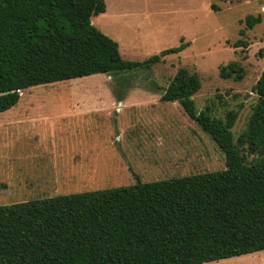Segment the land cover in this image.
<instances>
[{
	"label": "trees",
	"instance_id": "16d2710c",
	"mask_svg": "<svg viewBox=\"0 0 264 264\" xmlns=\"http://www.w3.org/2000/svg\"><path fill=\"white\" fill-rule=\"evenodd\" d=\"M106 11L105 0H0V113L29 88L150 68L191 45L182 39L144 61L125 60L92 24ZM244 23L240 36L264 14ZM245 74L239 62L220 69L224 79ZM201 87L198 73L181 68L160 100L179 103L211 137L225 170L0 206V264H208L264 251V71L237 139L239 110L199 112Z\"/></svg>",
	"mask_w": 264,
	"mask_h": 264
},
{
	"label": "rangeland",
	"instance_id": "374dc122",
	"mask_svg": "<svg viewBox=\"0 0 264 264\" xmlns=\"http://www.w3.org/2000/svg\"><path fill=\"white\" fill-rule=\"evenodd\" d=\"M105 3L107 11L92 24L118 42L125 60L144 61L182 39L191 45L150 68L25 91L0 114V128L10 118L23 123L9 136L0 133V206L226 169L225 154L180 104L160 99L179 69L198 73L197 110L218 118L239 110L237 139L258 101L252 88L264 71V23L245 36L239 31L247 16L264 14V0ZM240 39L249 48H235ZM232 62L246 71L241 81L220 76L221 67ZM51 115L56 121L49 126L44 118ZM208 264H264V251Z\"/></svg>",
	"mask_w": 264,
	"mask_h": 264
},
{
	"label": "crops",
	"instance_id": "0c3cea01",
	"mask_svg": "<svg viewBox=\"0 0 264 264\" xmlns=\"http://www.w3.org/2000/svg\"><path fill=\"white\" fill-rule=\"evenodd\" d=\"M64 82V81H63ZM58 83V82H57ZM54 84V83H53ZM36 87V86H35ZM33 88V87H32ZM30 89V88H29ZM28 90V89H27ZM27 90H25V91H27ZM24 91V92H25ZM23 92V93H24ZM23 93H22V95H23ZM22 97V96H21ZM21 99V98H20ZM123 102V101H122ZM73 105H74V101H73ZM1 114V113H0ZM77 114V113H76ZM185 115H186V113H184ZM187 116V115H186ZM189 118V117H188ZM45 120H44V122H45V124H48L49 126L51 125V123H54L55 121H56V119H55V117L53 116V115H51V116H49V117H46V118H44ZM188 120H191L190 118L188 119ZM30 121V120H29ZM28 121V122H29ZM27 122V123H28ZM30 123H32V121H30L29 122V124ZM35 123H38V121L37 120H35ZM19 124H23V123H20V121L19 120H14V119H12V118H10V120H9V123L8 124H6V125H4L3 126V128H0V133H2V134H4L5 133V135L6 136H9V132H11L12 130H15V128H16V126L17 125H19ZM149 140H152V137H149L148 138ZM53 174L54 175H57V173H56V171L54 170V172H53ZM1 187H3V188H7L8 187V185L6 184H2V186Z\"/></svg>",
	"mask_w": 264,
	"mask_h": 264
}]
</instances>
